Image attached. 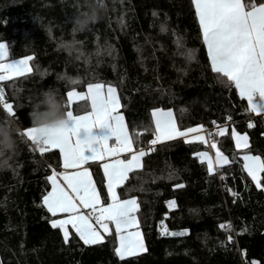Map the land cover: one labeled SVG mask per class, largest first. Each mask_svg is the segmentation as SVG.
Here are the masks:
<instances>
[{"label":"trees","instance_id":"trees-1","mask_svg":"<svg viewBox=\"0 0 264 264\" xmlns=\"http://www.w3.org/2000/svg\"><path fill=\"white\" fill-rule=\"evenodd\" d=\"M105 3L99 22L76 31L72 18L85 10L83 0H0V42L7 43L9 59L32 57L30 73L2 84L13 112L0 105V121L15 123L17 145L7 153V167L0 169V264H250L259 236L256 258L264 264V189L256 188L243 171L242 160L245 154L264 160L263 116L255 115L234 87L226 88L211 72L191 0ZM189 50L194 51L192 60ZM88 83L116 87L130 136L138 137L134 150L150 147L153 108H171L181 130L226 127L223 134L212 133L216 148L184 138L158 145L118 188L121 199L137 198L147 248L124 259L115 255L114 230L96 245H85L74 232L70 243H63L42 206L51 188L47 176L60 166V155L33 151L24 135L33 127L29 111L43 90H55L67 110V93L84 92ZM71 110L80 115L90 111V104L76 102ZM233 129L247 134V149H236ZM217 150L229 163L209 173L208 159L198 153L216 157ZM91 170L106 204L102 170L96 164ZM178 183L184 187L175 188ZM125 188L134 190L125 194ZM169 200L175 206L169 207ZM161 220L170 231L189 232L161 235Z\"/></svg>","mask_w":264,"mask_h":264},{"label":"snow or ice","instance_id":"snow-or-ice-1","mask_svg":"<svg viewBox=\"0 0 264 264\" xmlns=\"http://www.w3.org/2000/svg\"><path fill=\"white\" fill-rule=\"evenodd\" d=\"M198 20L199 32L202 36L203 45L207 52V61L215 78L226 88L234 87L241 99H246L249 109L257 114H264V0H191ZM155 16L156 13L154 12ZM165 28L162 26V31ZM181 38H177L180 43ZM9 56L8 45L0 42V70L12 76H23L31 69L28 61L32 57L20 60L3 61ZM189 60L195 58L194 51L187 52ZM9 77L0 75V81ZM259 96V103L254 97ZM90 101V111L84 114H74L71 110L73 103L77 101ZM0 105L11 114L13 105L5 99L4 90L0 88ZM121 107L120 97L116 87L111 84L88 83L87 93L69 91L67 93L68 124L56 129H38L29 127L24 135L34 146L33 151L38 150L41 154L49 148L58 149L63 158L64 171H52L47 176L51 184V190L43 195L42 206L51 214L48 220L53 229H59L63 236V243H70V231L68 225L74 230L85 245H96L103 241L104 237L97 230L99 225L105 232H109V224L115 225L118 246L115 247V255L123 259L139 252H146L143 237L139 230L130 229L139 227L137 213L139 204L137 198L132 196L121 199L117 188L128 180L129 173L143 167L142 158L148 153L157 151V146H164V142H171L177 138H187L189 134L192 140L207 143L205 135L200 134L203 125L186 127L181 130L174 117L171 108H153L151 112L154 129H151L153 139L148 143L147 151L144 148L133 150V144L138 137L129 135L125 118L118 111ZM231 120V117H228ZM112 121V136L114 144L109 147L107 139L99 140V148L91 154L85 155L86 142L79 138V131H90L93 127H99L105 121ZM215 124V121H213ZM250 122L248 127H252ZM145 128V131H149ZM224 127L218 128V133L223 134ZM210 139L212 133L207 134ZM232 136L236 141L237 148H248L247 135H240L235 129ZM75 138V142H73ZM96 138L89 136L87 144L90 145ZM216 148V144H211ZM128 153L125 158L120 153ZM201 159L207 158V153H198ZM106 156L113 157L101 165L106 179L107 198L110 200L105 206L101 205V197L97 192L96 183L87 167L81 168L89 160H104ZM243 171H246L255 183L256 188L264 189V160L260 156L245 154L242 157ZM228 157L217 150V165L228 164ZM207 171H214V164L208 159ZM171 178V175L170 177ZM223 180L224 177L221 176ZM175 188L184 187L183 184H175ZM134 189L125 188V194ZM140 191H143L141 188ZM231 195L238 196L236 192ZM169 207L175 206V200L166 202ZM83 209H91L85 214ZM57 214H64L63 218L56 219ZM223 228L224 225H221ZM189 232L184 228L180 231H170L160 221V234L164 236L183 237ZM229 239H232L229 236ZM252 264H256L252 261Z\"/></svg>","mask_w":264,"mask_h":264},{"label":"clouds","instance_id":"clouds-1","mask_svg":"<svg viewBox=\"0 0 264 264\" xmlns=\"http://www.w3.org/2000/svg\"><path fill=\"white\" fill-rule=\"evenodd\" d=\"M85 10L72 18L73 29L84 31L91 24L99 22L107 10L105 0H83ZM29 119L38 129H56L68 124V116L62 98L53 89H45L40 98L31 106ZM15 123L5 119L0 121V169L7 167V153L15 149L17 138ZM22 139V137H21Z\"/></svg>","mask_w":264,"mask_h":264},{"label":"crops","instance_id":"crops-1","mask_svg":"<svg viewBox=\"0 0 264 264\" xmlns=\"http://www.w3.org/2000/svg\"><path fill=\"white\" fill-rule=\"evenodd\" d=\"M25 57H23V58H19V59H15V60H20V59H24ZM10 61V59H9V56L6 58V60L5 61H3L4 63H7V62H9ZM31 59L28 61V66H29V68L31 69V71H32V67H31ZM30 71V72H31ZM30 72H26L24 75H26V74H28V73H30ZM0 75H5V76H8L9 78L7 79V80H5V81H0V88H2V84L4 83V82H6V81H8V80H11V79H13V78H16V77H20V76H12V75H10L9 73H6V72H4V71H2V70H0ZM76 92H79V91H76ZM79 93H87V88H86V90L84 91V92H79ZM117 95L119 96V94H118V91H117ZM246 100V99H245ZM259 100H260V98L258 97L256 100H254L255 102H257V103H259ZM247 101V100H246ZM77 102H80V101H77ZM89 102V104H90V101H88ZM76 103V102H75ZM121 103V102H120ZM262 107H264V105H262ZM90 110H91V108H90ZM119 112H120V114H122L123 116H124V114L121 112V107H120V109L118 110ZM7 112V111H6ZM8 113V112H7ZM254 113V112H253ZM84 114V113H83ZM173 114H174V112H173ZM255 115H259V116H263V118H264V114H257V113H254ZM80 115H82V114H80ZM174 117L176 118V116H175V114H174ZM124 118H125V116H124ZM125 124H126V126H127V129H128V132H129V135H130V131H129V128H128V125H127V122H126V118H125ZM178 124V123H177ZM179 127V126H178ZM225 128V131H226V127H224ZM203 130L204 129H201V133L200 134H203V135H205L204 134V132H203ZM224 131V132H225ZM26 132V130L24 131V133ZM223 132V133H224ZM239 133V132H238ZM243 134V133H242ZM79 138L82 140V141H85L86 142V145H85V155H89V154H91V152L94 150V149H97V148H99V140H101V139H107L108 141H109V147H112L113 146V144H114V137L112 136V121L111 120H108V121H105L104 123H102L99 127H93L90 131H86V130H84V129H81L80 131H79ZM191 135L192 134H189V137L187 138V140L188 141H196V140H192L191 139ZM247 135V134H246ZM26 136V135H25ZM89 136H91V137H94V138H96L90 145H88L87 144V140H88V138H89ZM27 137V136H26ZM205 137H206V135H205ZM233 137V136H232ZM177 139H180V138H177ZM185 139V138H184ZM206 140H207V138H206ZM233 141H234V145H235V147H236V149H238V150H243L244 148H237V146H236V141H235V139L233 138ZM73 142H75V138H73ZM165 143V142H164ZM248 145H250V140H249V137H248ZM249 147V146H248ZM133 150H134V148H133ZM49 151H57L58 153H59V150L58 149H53V148H49V150H48V152ZM135 151V150H134ZM145 151H147V149H145ZM59 155H60V153H59ZM217 155V154H216ZM250 155H252V154H250ZM129 156V154L128 153H124V152H122V153H120V157L121 158H125V157H128ZM113 157H111V156H106L105 157V159L104 160H95V161H92V160H89L87 163H85L84 165H82L81 166V168H84V167H87L88 168V170H89V172L92 174V177H93V181H94V183H96L95 182V179H94V176H93V173H92V170H91V165H94V164H96V165H99L100 166V168H101V170H102V173H103V175H104V170H103V168L101 167V165L103 164V163H105V162H108L109 160H111ZM210 158V157H209ZM208 157H207V159H209ZM216 161V160H215ZM215 163V162H214ZM142 165H143V158H142ZM215 165V164H214ZM214 168H215V166H214ZM55 171L56 172H62V171H64V168H63V158H62V156L60 155V166L58 167V169H55ZM133 171H136V170H133ZM52 174V173H51ZM129 175H130V173H129ZM251 178V177H250ZM105 182H106V179H105ZM125 183V182H124ZM51 185V184H50ZM96 187H97V185H96ZM120 187V186H119ZM118 187V188H119ZM118 188H117V193H118ZM106 189H107V186H106ZM50 190H51V188H50ZM97 192L100 194V192H99V190H98V187H97ZM100 197H101V195H100ZM109 202H110V200H109ZM108 202V203H109ZM138 203V202H137ZM106 204H104L103 203V201H102V198H101V205L100 206H105ZM82 211H84L85 212V214H87L89 211H91V209H83L82 208ZM139 211V210H138ZM57 216H58V218H56V219H60V218H63V216H64V214H57ZM137 218H138V220H139V217H138V213H137ZM140 222V221H139ZM95 227L97 228V230L100 232V234L104 237V235L105 234H109L110 232H112V230H114L115 231V225L114 224H109V229H110V231L109 232H105L102 228H100L99 227V225H95ZM68 228H69V231H70V233L71 232H74V230L71 228V225H68ZM136 230H139L140 232H141V235H142V237H143V240H144V235H143V232H142V230H141V228H140V223H139V227H138V229L137 228H133V229H130V231H136ZM102 242V241H101ZM118 242V241H117ZM144 244H145V247H146V243H145V240H144ZM117 246H118V244H117ZM142 253H144V252H139V253H137V254H135V255H133V256H136V255H139V254H142ZM128 257H132V256H126V257H124V258H128ZM120 258V257H119ZM123 258V259H124Z\"/></svg>","mask_w":264,"mask_h":264},{"label":"built area","instance_id":"built-area-1","mask_svg":"<svg viewBox=\"0 0 264 264\" xmlns=\"http://www.w3.org/2000/svg\"><path fill=\"white\" fill-rule=\"evenodd\" d=\"M258 97H259V96L254 97V100H256ZM218 128H219V125H214V127L211 128V129H204V130H203V132H204V134L206 135V138H207V140H208V144H211L213 141H212L211 138H210V139L208 138L207 134H208L209 132H211V133H218ZM229 236L232 237V234L228 235V238H229ZM229 240H232V241H233L234 239H233V237H232V239H229ZM241 254H242V258H244V252H241Z\"/></svg>","mask_w":264,"mask_h":264},{"label":"water","instance_id":"water-1","mask_svg":"<svg viewBox=\"0 0 264 264\" xmlns=\"http://www.w3.org/2000/svg\"><path fill=\"white\" fill-rule=\"evenodd\" d=\"M261 240H262V236H259L258 237V240L256 242V245L252 251V254H251V257H250V264H252V261H255L256 264H261L260 261L256 258V253L260 247V244H261Z\"/></svg>","mask_w":264,"mask_h":264},{"label":"rangeland","instance_id":"rangeland-1","mask_svg":"<svg viewBox=\"0 0 264 264\" xmlns=\"http://www.w3.org/2000/svg\"><path fill=\"white\" fill-rule=\"evenodd\" d=\"M239 134H240V135H246V134H242V133H239ZM247 137H248V136H247ZM209 157H210V158H209ZM209 157H208V158L211 159V160L213 161V164H215L214 162H215V160H216V157H212V156H210V155H209ZM214 166H218V167H219V166H221V165H217V164H215Z\"/></svg>","mask_w":264,"mask_h":264}]
</instances>
